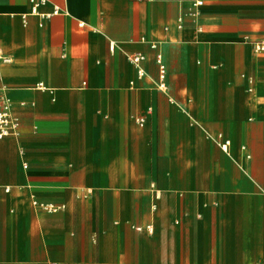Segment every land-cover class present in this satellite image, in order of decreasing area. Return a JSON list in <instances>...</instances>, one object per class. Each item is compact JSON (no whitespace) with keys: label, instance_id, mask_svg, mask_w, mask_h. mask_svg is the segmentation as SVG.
Returning a JSON list of instances; mask_svg holds the SVG:
<instances>
[{"label":"crops","instance_id":"crops-1","mask_svg":"<svg viewBox=\"0 0 264 264\" xmlns=\"http://www.w3.org/2000/svg\"><path fill=\"white\" fill-rule=\"evenodd\" d=\"M39 12L0 0V264H264V0Z\"/></svg>","mask_w":264,"mask_h":264},{"label":"built area","instance_id":"built-area-1","mask_svg":"<svg viewBox=\"0 0 264 264\" xmlns=\"http://www.w3.org/2000/svg\"><path fill=\"white\" fill-rule=\"evenodd\" d=\"M48 2V0H30V3L32 5V14L40 15L39 8L43 5H45ZM203 6L202 1H197L193 3L192 8L193 12L192 15L195 16L198 13L199 8ZM59 8H55L52 14H44L41 15L45 19H50L52 16L60 14ZM180 23H182V20H180ZM182 26L180 25L179 28ZM253 50L255 54L257 55H264V39L260 41L253 42L252 44ZM151 48L157 50L158 45L155 43L151 44ZM0 60H2L4 63H11V59L0 57ZM145 60V57L143 55H137L133 58V62L137 65H140ZM157 64L159 65V71H160V82L158 84V88L165 89V80H166V67L163 63L162 55L157 56ZM140 75H144L142 71L140 72ZM250 89L249 92H253V86H254V80H249ZM142 123V120H141ZM20 129V120L18 117H16L12 111V102L9 98L5 96H0V140H4L7 138H17L20 135L19 132ZM215 142L224 150L227 151L228 147L230 146L229 141L222 142V136H219L217 139H214Z\"/></svg>","mask_w":264,"mask_h":264}]
</instances>
